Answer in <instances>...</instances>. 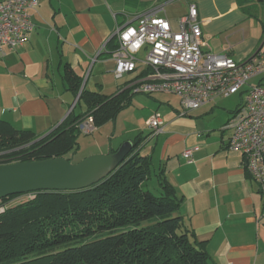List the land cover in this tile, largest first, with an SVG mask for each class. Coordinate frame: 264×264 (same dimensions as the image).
Returning <instances> with one entry per match:
<instances>
[{"label":"crops","instance_id":"0c3cea01","mask_svg":"<svg viewBox=\"0 0 264 264\" xmlns=\"http://www.w3.org/2000/svg\"><path fill=\"white\" fill-rule=\"evenodd\" d=\"M38 2L31 11L36 27L29 41L0 57V121L39 136L49 134L72 111H87L88 105L81 99L83 90L112 95L129 82V75L122 80L114 75L115 49L110 41L117 40L118 26L136 23L146 11L157 10L176 28L188 14L189 6L196 4L205 49L227 54L237 61L247 60L261 48L264 51V1ZM67 69L82 79L77 93L65 77ZM147 95L158 108L142 118L133 130L141 129L140 125L144 128L155 113L161 114L164 126L159 135L150 137L141 129L145 137L141 154L151 157L153 173L163 171L174 187L181 200L177 213L185 226L205 242L214 264H264V186L245 169L241 155L228 148L231 131L225 126L230 117L209 118L217 117L216 108L224 98L182 115L176 94ZM171 95L179 99V106L174 105ZM134 99L135 96L130 106ZM114 122L96 128L95 132L110 129ZM106 139H110L109 135ZM132 140L120 142L117 149L126 141L133 144ZM106 143L98 142V148ZM196 147L192 160L184 157L186 149ZM110 149L111 142L109 149L94 150L93 155L106 154Z\"/></svg>","mask_w":264,"mask_h":264},{"label":"trees","instance_id":"16d2710c","mask_svg":"<svg viewBox=\"0 0 264 264\" xmlns=\"http://www.w3.org/2000/svg\"><path fill=\"white\" fill-rule=\"evenodd\" d=\"M110 46L118 47L116 38ZM65 77L77 93L81 77L70 69ZM133 89L128 82L112 95L83 90L87 111H72L43 137L0 121V165L76 151L83 123L90 117L97 128L114 122L131 105ZM144 138L137 134L125 161L91 187L31 192L33 198L15 205L9 202L24 194L2 198L0 264H214L205 242L178 215L181 200L174 187L141 154ZM153 177L157 191L149 187Z\"/></svg>","mask_w":264,"mask_h":264},{"label":"built area","instance_id":"2783aa9c","mask_svg":"<svg viewBox=\"0 0 264 264\" xmlns=\"http://www.w3.org/2000/svg\"><path fill=\"white\" fill-rule=\"evenodd\" d=\"M38 4V0H0V57L29 41L36 27L31 11ZM116 36L118 47L112 53L115 77L122 80L129 75L135 93L176 94L182 115L219 98L243 95V103L225 126L231 131L228 148L241 155L245 169L264 186V83L249 84L264 72V51L237 61L205 49L196 4L189 6L176 28L153 9L134 24L118 26ZM146 126L152 136L159 135L164 126L161 114L155 113ZM96 128L92 117L81 126L86 134ZM195 149H186L184 157L192 160Z\"/></svg>","mask_w":264,"mask_h":264},{"label":"water","instance_id":"95a60500","mask_svg":"<svg viewBox=\"0 0 264 264\" xmlns=\"http://www.w3.org/2000/svg\"><path fill=\"white\" fill-rule=\"evenodd\" d=\"M133 148L124 142L117 151L94 154L73 163L66 157L0 165V200L38 191H75L91 187L109 176Z\"/></svg>","mask_w":264,"mask_h":264},{"label":"rangeland","instance_id":"374dc122","mask_svg":"<svg viewBox=\"0 0 264 264\" xmlns=\"http://www.w3.org/2000/svg\"><path fill=\"white\" fill-rule=\"evenodd\" d=\"M264 20V15H263ZM258 83H264V72L260 74L259 76L253 78L250 80L249 84H258ZM172 102L177 104L179 106V99L171 95ZM243 95L240 93L231 95L228 98L222 99V102L219 104V106L216 108L217 110V117L216 115L209 117V118H231L232 113L236 111V109L243 103ZM152 98H150L147 94L144 93H137L135 95L134 104L132 106H129L125 109H123L120 112V115L118 114L116 120L114 123H112L110 129H102L90 134H86L83 131L79 135L78 142H79V148L76 151H73L71 153H68L65 155L66 158L70 159L73 163H77L84 158L93 155L94 150L104 151L105 149H109V142H111V148L116 149L120 142L131 138L134 139L137 134H139L142 130L144 134H148L150 137L152 136V133L146 130V126L140 125L141 129L134 131L133 128L140 123V120L142 118H145L149 113L152 111L155 112L158 108V105H152V103L149 101ZM230 110L233 112L231 113ZM152 117V116H151ZM202 118H207L206 116H203ZM150 119V118H149ZM109 130V132H107ZM110 137V139H106V137ZM43 137V136H42ZM108 142L103 148H98V146H101L98 144ZM149 187L153 189L154 191H157L159 186L157 185V179L153 177L148 181ZM158 193V192H156ZM30 198H33L30 194H24L21 195L12 201L9 202V204L15 205L17 203L26 201ZM8 204H5L6 206ZM3 206H0V208Z\"/></svg>","mask_w":264,"mask_h":264}]
</instances>
